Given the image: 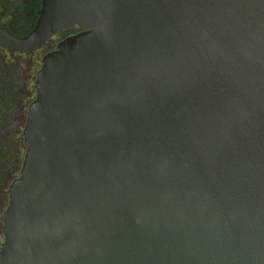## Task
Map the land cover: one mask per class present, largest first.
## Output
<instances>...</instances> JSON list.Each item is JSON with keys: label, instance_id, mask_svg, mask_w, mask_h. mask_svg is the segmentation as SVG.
Instances as JSON below:
<instances>
[{"label": "water", "instance_id": "1", "mask_svg": "<svg viewBox=\"0 0 264 264\" xmlns=\"http://www.w3.org/2000/svg\"><path fill=\"white\" fill-rule=\"evenodd\" d=\"M0 264H264V0H42Z\"/></svg>", "mask_w": 264, "mask_h": 264}, {"label": "flooded vegetation", "instance_id": "2", "mask_svg": "<svg viewBox=\"0 0 264 264\" xmlns=\"http://www.w3.org/2000/svg\"><path fill=\"white\" fill-rule=\"evenodd\" d=\"M41 3L42 0H0V27L14 36L28 35L38 20ZM59 35L66 36V33ZM52 40L43 49L55 50L57 46ZM40 51L33 55L11 54L0 47V188L2 184L6 186L18 170L20 175L25 156L21 149L22 144L24 146L23 131L33 101L31 58ZM8 199L7 191L0 190V202L5 203ZM2 222L0 210V236ZM1 245L0 241V250Z\"/></svg>", "mask_w": 264, "mask_h": 264}, {"label": "rangeland", "instance_id": "3", "mask_svg": "<svg viewBox=\"0 0 264 264\" xmlns=\"http://www.w3.org/2000/svg\"><path fill=\"white\" fill-rule=\"evenodd\" d=\"M66 36H67V35H66ZM66 36H65V35L55 36V37H53L52 42H54V45L57 46V44H58L61 40H63ZM48 52H49L48 47H46V48L42 49L40 52L36 53V55L32 56V58H31V62H32V72H31V77H32L31 79H32V81H31V85H32V92H33V94H32V100H34L35 97H36L35 81H36V79H37V73H38V71H39V70L41 69V67H42V59H43L44 55H46ZM28 73H29V72H28ZM18 141L20 142V140H18ZM21 149H22V153H23V155H24V153H25V149H24L23 144H22V146H21ZM18 176H19V170L16 172V175H15L14 177L10 178V180L8 181V183L6 184V186H5L4 184H2L0 190H2V191H3V190H6V191H7L9 185H10V184L12 183V181H13L15 178H17ZM1 197H2V194H1ZM7 204H8V200H6L5 203L0 202V210H1V214H2L3 211L6 209ZM1 225H2V228H3V222L1 223ZM2 228H1V236H0V241H1V243L4 242V237H3V233H2Z\"/></svg>", "mask_w": 264, "mask_h": 264}, {"label": "trees", "instance_id": "4", "mask_svg": "<svg viewBox=\"0 0 264 264\" xmlns=\"http://www.w3.org/2000/svg\"><path fill=\"white\" fill-rule=\"evenodd\" d=\"M64 33H66V35H67V34H71V32H64Z\"/></svg>", "mask_w": 264, "mask_h": 264}]
</instances>
